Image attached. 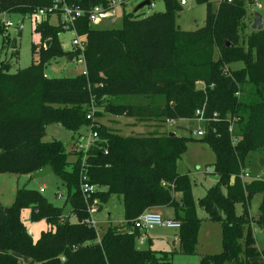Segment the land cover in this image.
<instances>
[{"label": "trees", "instance_id": "obj_1", "mask_svg": "<svg viewBox=\"0 0 264 264\" xmlns=\"http://www.w3.org/2000/svg\"><path fill=\"white\" fill-rule=\"evenodd\" d=\"M63 1L84 12L75 30L85 40L86 75L72 78L44 75L50 60L77 54L61 48L64 30L60 13L50 10L53 1L0 0L1 14L30 18L45 11L32 25L44 43L31 47L37 59L14 73L5 62L0 65V174L30 176L49 165L65 188L64 205L69 207L64 214L39 191L18 188L0 223V264H23V259L34 264H171L169 254L134 246L140 232L132 221L146 210L162 208H172L180 223L181 254L196 253L201 210L220 226L221 252L202 256L199 264H257L252 221L264 230V180L238 178L247 156L264 152V26L260 31L249 28L246 7L251 0H221L215 9L202 0L205 22L193 32L176 26L179 0H161L164 11L146 17L122 10L118 27L102 28L92 26L87 14L94 7L109 10L108 0ZM53 15L59 20L56 26L49 24ZM8 39L3 37L2 44ZM234 63L242 68L230 69ZM131 97L147 102L124 103ZM196 111L207 119L199 141L214 155L215 176L198 198L192 191L194 181L176 171V162L193 140L159 132L166 120H193ZM105 113L153 123L154 129L122 136L99 121ZM47 125H59L75 137L84 127L97 134L87 153L88 180L97 187L93 199L105 204L110 196L120 197L124 221L109 226L102 237L83 222L87 214L79 191L81 156L68 162L63 144L44 141ZM256 194L261 201L253 219L248 208ZM23 209L30 210L33 221L46 224L35 242L20 220ZM69 216L75 222H69Z\"/></svg>", "mask_w": 264, "mask_h": 264}, {"label": "rangeland", "instance_id": "obj_2", "mask_svg": "<svg viewBox=\"0 0 264 264\" xmlns=\"http://www.w3.org/2000/svg\"><path fill=\"white\" fill-rule=\"evenodd\" d=\"M145 0H130L122 8L121 6L114 8L113 15L109 18L110 22L104 20L100 25H94L95 27H106L120 25L122 17V10L125 12H133L135 7ZM178 1V0H177ZM211 4L213 9L217 7L221 0H205ZM247 1V0H245ZM252 3L256 2L260 4L261 9L251 4L246 7L248 14L247 23L249 28L252 24V13L257 12L261 15L264 22V0H251ZM165 9L164 3L161 0H152L151 6H146L141 9L137 14L141 16H149L153 13L163 12ZM176 26L179 30L184 32H193L200 29L205 22L206 18V5L202 0H187L184 6H180L175 15ZM46 19V18H44ZM3 21H8L13 24V28H9L7 31L3 29ZM59 20L56 16L49 18V24L56 26ZM250 23V24H249ZM0 65L5 62L8 65L10 73H14L17 70L28 67L33 60L37 59V56L32 55V45L44 47V43L39 41L38 35L32 30L31 21L27 16L19 14H1L0 13ZM20 29V30H19ZM249 33V29L246 31ZM8 36V40L5 44H2L3 37ZM73 39V33L65 31L59 35V42L64 52H71L73 46L71 41ZM15 43V49H11L12 43ZM230 69L239 70L242 68L241 63L231 64ZM83 67L77 65L75 61H68L65 56L58 57L50 60L44 68V75L47 78H72L83 72ZM147 101L141 98H125L124 103L131 105H142ZM99 121L106 125L109 129H114L122 136H128L131 133L134 134H146L151 132L154 128L153 123H139L134 119L125 117H112L108 114L102 115ZM179 127V128H178ZM198 125L195 121H178L174 126H167L166 122L160 129V133H166L167 131L176 134V136H183L193 140L187 144L186 153L183 154L176 162V171L179 174L188 175L192 180V191L195 198L201 197L205 194V191L214 184L215 176L212 175L214 155L208 148V146L200 142L199 138L191 135L192 131L197 129ZM79 135H88L89 130L87 127L79 130ZM71 132L65 130L59 125H47L44 129L43 140L51 141L55 140L63 144L65 152L67 153L68 162H74L75 155L68 153V146L73 141L72 138H76ZM260 161L263 162V166H260ZM209 168L210 174H205V169ZM249 175V180H264V152L258 151L251 153L245 159L243 169L241 170ZM13 176V175H12ZM11 176V177H12ZM13 177L21 178L24 184L20 187L26 186L27 188H37L43 186V195L52 201L55 206L62 208L64 214H68L69 207L64 205L65 188L62 186L60 180L54 173H50L47 177L33 180L25 178V175H14ZM11 182V186L15 188V182ZM18 182V181H17ZM28 184H25L27 183ZM19 187V188H20ZM15 193V189H14ZM59 194V195H57ZM178 200V196L176 197ZM261 201V196L253 195L249 201V214L255 219L258 216V207ZM14 202V198L10 201V207ZM98 202V201H97ZM98 214L93 219L97 222L95 231L98 237H102L107 231L108 227L114 225L117 222L123 220V209L121 198L118 196H110L105 204H99ZM4 211L7 209H3ZM147 211V210H146ZM6 214V213H5ZM158 214L163 220H174L175 212L172 208H162L158 211ZM198 217L201 219L199 231L196 239V253L193 255H183L179 251V242L177 241L178 231L170 230L166 228L156 227L150 233H138L134 238V246L138 250L152 251L157 254H169L171 264H199L200 258L206 255L218 254L221 252L220 243V226L217 223L207 220L205 213L201 210L197 211ZM20 220L23 223L32 240L35 242L40 237L41 232L46 230V224L44 221H33L29 209H23L20 212ZM70 222H75L73 216H69ZM110 221V224L109 222ZM256 228L255 238L256 243L260 245L259 237L264 238V230L260 231L252 221V230ZM252 231V232H253ZM176 239V240H175Z\"/></svg>", "mask_w": 264, "mask_h": 264}, {"label": "built area", "instance_id": "obj_3", "mask_svg": "<svg viewBox=\"0 0 264 264\" xmlns=\"http://www.w3.org/2000/svg\"><path fill=\"white\" fill-rule=\"evenodd\" d=\"M53 5L52 9L53 12H59L60 14V23L62 24V28L65 31H70L73 33V39L71 44L73 46L72 51L76 52V57L72 56V60L75 61L77 65H81L83 67L82 75H86V64L84 59V48H85V40L82 37H79L75 30V23L76 21L84 15V12L79 9H74L72 7L67 6L63 0H52ZM122 0H108V8L109 10L104 9L103 7H94L92 8L88 14V20L92 26L101 24L104 20L109 19L113 13L114 8L119 7ZM187 0H179V5L184 6ZM228 2L232 0H227ZM253 5L256 9H261L260 4L254 2ZM151 6V5H150ZM45 16V11L40 10L35 13L33 16L28 18L31 21V24L38 23L43 17ZM54 16V15H53ZM3 29L7 31L9 28H13V24L8 21L1 22ZM20 30V29H19ZM196 119L193 120H180V122L185 121H195L197 122V129L191 132L193 137H197L201 139L205 135L204 124L207 122L202 115L201 111L195 112ZM89 118V116H87ZM216 119V114H213L212 120ZM178 121H174L172 119L166 120L167 126H174L177 124ZM89 133L88 135H78L76 138L68 146V153L81 156L80 158V172H79V191L82 197V200L85 204L86 208V218L84 219V224L87 227H91L93 229L96 228L97 222L93 219V217L97 214L99 210V205L97 200L93 199V195L97 190V187L90 184L87 176V153L93 147L95 142H97L98 137L96 132L91 131L88 128ZM205 174L209 173V168L205 169ZM240 181H252L249 180V175L243 171L240 172L238 175ZM40 193L43 192V189L39 190ZM59 195V194H57ZM133 229L139 231L140 233H149L150 231L154 230L156 227L171 229V230H179L180 223L175 220H163L161 216L156 212L151 211H144L139 216H137L132 221ZM63 260V259H61Z\"/></svg>", "mask_w": 264, "mask_h": 264}, {"label": "crops", "instance_id": "obj_4", "mask_svg": "<svg viewBox=\"0 0 264 264\" xmlns=\"http://www.w3.org/2000/svg\"><path fill=\"white\" fill-rule=\"evenodd\" d=\"M255 1V0H254ZM253 4V3H252ZM251 5V4H250ZM168 132H170V131H168ZM172 133V132H171ZM72 140H73V138H72ZM13 174H0V223H1V221H2V219H3V217L5 216V213H6V211L7 210H3V209H7L8 208V206L10 205L9 203H10V201H12L13 200V198H15V193H16V191H17V189L20 187V185L21 184H24V181H22L21 180V178L19 177V178H17V177H13L12 176ZM12 176V177H11ZM14 178H16L17 179V181L15 182V188H13V186H11L10 184H11V182H13L14 181ZM25 178H30V179H32L29 175H25ZM29 180V179H28ZM25 184H28V182L27 183H25ZM14 189H15V193H14ZM28 189H33V190H37V191H39L40 189H44V187L43 186H40V188L39 189H37V188H29L28 187ZM42 195H43V192H42ZM44 196V195H43ZM45 197V196H44ZM202 197V196H201ZM46 198V197H45ZM47 199V201L48 202H50L51 204H53L54 206H55V204L52 202V201H50L48 198H46ZM57 207H59V206H57ZM160 209H152V210H150L151 212H156V213H158V211H159ZM98 214V213H97ZM42 221V220H41ZM69 222H70V220H69ZM109 222V224H110V221H108ZM124 221L122 220V222H117V223H115L114 225H117V224H121V223H123ZM111 225V224H110ZM171 230V229H170ZM153 231V230H152ZM253 231V230H252ZM255 231H256V228H254V231H253V233L255 234ZM260 231H262V230H260ZM151 232V231H150ZM149 232V233H150ZM28 233H31V230L30 231H28ZM147 234V233H146ZM259 239H260V245L259 244H257L256 243V245H255V247H256V249L258 250V252H259V256L256 258V263L257 264H264V238L263 237H259ZM176 240V239H175ZM254 240H255V238H254ZM22 263L23 264H28L29 263V261L27 260V259H23L22 260Z\"/></svg>", "mask_w": 264, "mask_h": 264}, {"label": "water", "instance_id": "obj_5", "mask_svg": "<svg viewBox=\"0 0 264 264\" xmlns=\"http://www.w3.org/2000/svg\"><path fill=\"white\" fill-rule=\"evenodd\" d=\"M149 5H150L149 1L145 0L142 3H140L137 7H135V9L133 10V13H137L141 9H143L144 7L149 6ZM263 26H264V22H263V19H262L261 15L258 14L257 12H253L252 13V24H251L250 29L252 31H260V30L263 29ZM48 44H49V42L46 43V45H48ZM11 49H15L14 41H13V43L11 45ZM67 60L71 61L72 57H69ZM133 134L134 133H131V135H133ZM170 136H174V134L171 133ZM260 166H263V162L262 161H260ZM50 173H51V167L49 165H46L45 167H43V168L31 173L30 177L33 180H38V179H42V178L47 177ZM28 264H34V263L31 261Z\"/></svg>", "mask_w": 264, "mask_h": 264}]
</instances>
